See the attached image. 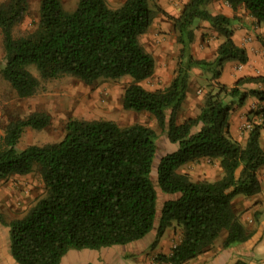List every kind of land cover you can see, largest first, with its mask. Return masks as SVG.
Returning <instances> with one entry per match:
<instances>
[{
	"label": "trees",
	"instance_id": "trees-1",
	"mask_svg": "<svg viewBox=\"0 0 264 264\" xmlns=\"http://www.w3.org/2000/svg\"><path fill=\"white\" fill-rule=\"evenodd\" d=\"M151 1L125 0L111 9L105 0H79L69 13L61 0H41L37 28L19 37L14 29L27 16L29 0L0 2L5 61L1 73L19 98H31L43 83L64 76L88 84L129 77L122 107L150 115L177 147L160 159L154 181L159 136L151 127L70 119L60 141L18 150L24 130L45 129L50 116L34 112L10 121L0 138V181L38 172L44 187L23 217L7 223L0 213V224L8 228L9 253L17 264H61L71 250L127 246L152 232L154 248L174 224L181 230L180 239L170 253L158 255L160 264H187L223 235L222 248L251 237L233 201L261 192L264 109L257 112L262 122L252 124L241 143L230 133L232 105L227 99L238 107L250 98L264 104V75L240 78L232 87L218 82L206 92L196 117L181 119L179 114L193 69L219 79L227 63L248 62L246 49L233 38L235 13L242 9L264 25V0H227L232 17L211 13L208 6L214 0H188L178 17H169L180 45L172 79L155 90L142 85L153 77L156 60L140 41L155 19ZM198 21L207 22L222 38L211 62L196 59L191 51ZM247 83L263 88L243 91ZM203 159L218 161L220 178L194 181L180 172ZM158 190L168 196L160 208Z\"/></svg>",
	"mask_w": 264,
	"mask_h": 264
},
{
	"label": "rangeland",
	"instance_id": "rangeland-1",
	"mask_svg": "<svg viewBox=\"0 0 264 264\" xmlns=\"http://www.w3.org/2000/svg\"><path fill=\"white\" fill-rule=\"evenodd\" d=\"M3 1L6 0H0V2ZM40 1L29 0L27 16L21 24L15 27L14 36H23L37 28L40 19ZM124 1L105 0L111 9L120 7ZM61 2L63 9L72 13L76 10L79 0H61ZM187 2L188 0H152L150 3L151 9L155 13V19L149 31L141 37L140 41L146 51L154 56L156 60L154 72H158L160 69V75L153 76L142 83L147 89H161L167 86L172 79L180 45L177 43L178 32L173 27L169 17H178ZM208 10L213 14L222 13L226 15L227 13L230 17L234 15L227 0H214L208 6ZM235 14L237 20L233 23V38L237 36V43L246 45L249 49L250 54L247 52L248 62L244 65L237 62L227 63L223 67L219 79H214L209 71L206 72L199 68L193 69L190 74L187 98L179 114L181 119L196 117L206 92L216 88L218 82L227 87H232L240 78L264 75V25L258 24L242 9H239ZM194 32L195 39L191 48L193 56L196 59L211 62L215 58L217 47L222 42V38L210 28L207 22L203 21L195 23ZM4 64L0 33V138L4 134L7 124L12 120L25 118L34 112H43L50 116V124L45 129L26 128L24 130L17 145L18 150L29 145H44L60 141L65 134L66 123L70 119H108L115 121L120 126L138 123L151 127L159 136L157 152L152 165L153 180L155 181L160 159L177 149L176 145L167 140L165 133L158 128L156 121L150 115L127 111L122 107L124 90L131 81L129 77L115 81L97 80L88 84L77 78L64 76L43 83L41 90L33 97L21 99L12 89L10 83L2 76L1 71ZM168 68H170L171 74ZM30 70L38 77L34 68ZM258 86L263 88L261 85L252 83L244 84L241 88L243 91H247ZM227 101L232 105L231 136L244 143L252 124L262 122L263 119L257 112L264 109V104L258 103L254 98L248 99L245 105L241 107H238L236 103L233 104L232 99H227ZM262 147H264V131L262 132ZM180 172L189 174L194 181H215L221 176L218 161L208 159L187 164ZM43 194L44 187L38 172L0 181V213L7 223L13 219L21 218ZM158 197L160 208L168 196L158 190ZM236 205L239 204L236 203ZM180 235V228L174 224L154 248L152 243L155 234L152 232L141 241L127 246L101 248L99 250H71L62 259L61 264H160L156 260L158 255L170 253L169 247L174 246L179 241ZM222 240V236L219 237L213 247L222 248ZM259 246L264 254V236ZM0 264H17L9 253L8 228L1 224Z\"/></svg>",
	"mask_w": 264,
	"mask_h": 264
},
{
	"label": "crops",
	"instance_id": "crops-1",
	"mask_svg": "<svg viewBox=\"0 0 264 264\" xmlns=\"http://www.w3.org/2000/svg\"><path fill=\"white\" fill-rule=\"evenodd\" d=\"M226 15L228 14L226 13ZM236 37L234 41L237 43ZM238 45L246 48V51L249 53L246 45H242L241 43ZM168 69L171 74L170 68ZM159 70L153 76H159ZM259 179L262 188L259 194L251 198L238 196L233 201L235 212L240 216L242 224L251 233V237L247 241L229 248L213 247L187 264H236L238 261L245 262L246 264H264L263 250L259 246L264 236V166L259 171ZM236 203L239 205H236ZM223 237L224 235L222 239ZM174 246H170L169 250Z\"/></svg>",
	"mask_w": 264,
	"mask_h": 264
}]
</instances>
